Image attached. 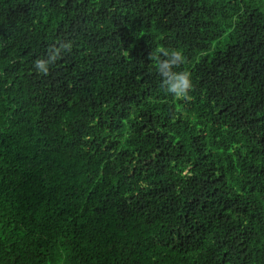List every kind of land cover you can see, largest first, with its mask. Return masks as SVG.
I'll return each instance as SVG.
<instances>
[{"label": "trees", "instance_id": "16d2710c", "mask_svg": "<svg viewBox=\"0 0 264 264\" xmlns=\"http://www.w3.org/2000/svg\"><path fill=\"white\" fill-rule=\"evenodd\" d=\"M0 264H264V0H0Z\"/></svg>", "mask_w": 264, "mask_h": 264}, {"label": "clouds", "instance_id": "9594fccd", "mask_svg": "<svg viewBox=\"0 0 264 264\" xmlns=\"http://www.w3.org/2000/svg\"><path fill=\"white\" fill-rule=\"evenodd\" d=\"M153 67L160 77L161 88L166 95L175 100L190 99L193 88L192 74L189 71H177L186 62V57L181 49L158 47L153 53ZM39 71L46 72L44 62L37 61Z\"/></svg>", "mask_w": 264, "mask_h": 264}]
</instances>
